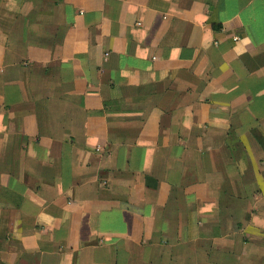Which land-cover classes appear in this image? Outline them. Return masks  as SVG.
<instances>
[{
  "label": "crops",
  "instance_id": "crops-1",
  "mask_svg": "<svg viewBox=\"0 0 264 264\" xmlns=\"http://www.w3.org/2000/svg\"><path fill=\"white\" fill-rule=\"evenodd\" d=\"M0 264H264V0H0Z\"/></svg>",
  "mask_w": 264,
  "mask_h": 264
}]
</instances>
